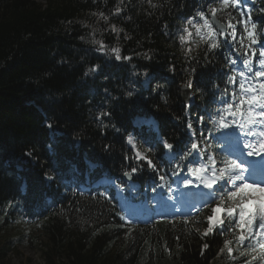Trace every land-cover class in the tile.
<instances>
[{
  "label": "trees",
  "instance_id": "obj_1",
  "mask_svg": "<svg viewBox=\"0 0 264 264\" xmlns=\"http://www.w3.org/2000/svg\"><path fill=\"white\" fill-rule=\"evenodd\" d=\"M247 1L264 29V0ZM42 2L0 0V229L39 228L46 238L43 264H243L238 253L218 255L229 237L217 232L201 239L207 210L188 215L195 224L184 216L127 224L114 190L93 188L102 179L128 187L123 173L143 163L126 143L132 133L151 143L154 161L172 174L175 157L169 161L156 132L137 129L136 119H153L162 140L182 152L187 123L199 131L198 116L207 119L219 106L214 99L225 87L228 52L208 62L197 50L190 59L179 39L184 21L207 0ZM113 47L132 59L117 61L107 51ZM190 78L192 107L186 108L180 87ZM157 181L146 165L131 178L141 187ZM15 243H0V264Z\"/></svg>",
  "mask_w": 264,
  "mask_h": 264
},
{
  "label": "snow or ice",
  "instance_id": "obj_2",
  "mask_svg": "<svg viewBox=\"0 0 264 264\" xmlns=\"http://www.w3.org/2000/svg\"><path fill=\"white\" fill-rule=\"evenodd\" d=\"M119 11L117 8V13ZM233 12H238L239 18ZM184 25L179 39L187 58H193L192 53L199 50L203 52V58L210 62L209 58L216 52H228L225 56V68L228 69L225 87L214 99L219 106L207 119L198 116L197 123L201 125V130L194 128L191 121L187 123L189 140L182 152H177L174 144L166 139L160 142L163 149L175 157L172 175L181 177L183 187L207 190L199 194L202 197L200 207L193 206L198 215L205 210L209 213L204 217L207 227L201 239L219 232L229 238L224 240L218 255L227 253L235 259V252L245 258L243 264H264V170L261 171L262 178L257 180L253 164L247 159L259 157L264 160V42L261 41L264 29L258 30L251 11L244 7V0H207L195 15L184 21ZM238 26L242 27V31L238 30ZM113 31L118 33L120 30L113 26ZM96 43L99 44L98 50H106L102 42ZM201 45L204 47L201 48ZM107 51L117 61L132 59L122 57L119 47ZM145 58L150 59L147 54ZM97 67L89 71L95 72ZM170 71H174V67ZM192 71L195 72V69ZM184 87L192 90L194 80L188 79ZM214 87L220 89L219 85ZM128 95L131 96L132 92H128ZM185 107L191 108L192 105L188 103ZM108 115L110 113H101V116ZM205 124L211 125L206 131L203 130ZM47 127L51 128L52 124ZM211 133H220L215 139L220 141L218 146L221 150H227L225 155L212 151ZM128 143L134 150V158L143 163L131 167L123 175L131 179L146 165L157 173L161 182L157 187H164L168 178L154 161L153 147L140 150L131 136ZM185 172L187 175L181 176ZM47 179L54 177L48 176ZM119 187L124 190V185ZM121 219L125 217L121 216ZM184 222L196 223L190 221L189 216H184ZM195 231L200 230L196 228ZM208 247L207 243L203 245V248Z\"/></svg>",
  "mask_w": 264,
  "mask_h": 264
},
{
  "label": "rangeland",
  "instance_id": "obj_3",
  "mask_svg": "<svg viewBox=\"0 0 264 264\" xmlns=\"http://www.w3.org/2000/svg\"><path fill=\"white\" fill-rule=\"evenodd\" d=\"M36 2L43 7L45 6L42 0H36ZM148 84L149 82L145 81L144 85L148 86ZM134 125L137 129L145 127L146 129L154 131L152 120L136 119ZM198 129L201 130L200 127H198ZM217 134L219 133L209 135L210 142L213 145L212 151L223 156L226 154L227 150H221V148L218 147L219 142L215 141ZM129 136L133 138L137 148L140 150H144L151 146V143L141 140L135 134H130ZM128 137L126 138L127 145L132 148L128 143ZM157 139L159 140V134H157ZM131 151L134 155V150L131 149ZM165 157L168 160L174 158V156L168 154L167 150H165ZM183 175H187V173L181 174V176ZM169 178L174 180L171 184L172 189H168L167 184H165L164 187L144 186V188L141 189L139 185L128 182V187L124 188L122 191L119 185L117 187L114 186L113 183H110L111 185H109V188L114 189L117 198V206L123 211L127 223H129V221H131V223H149L150 220H158L173 215L191 214L195 212L193 206L200 207L202 197L199 194L206 193V189L202 187L196 188L194 186L185 188L182 185L181 177L174 178V176L171 175ZM189 178L191 179V177ZM101 184L104 186L106 183L101 181ZM82 187V189H85L84 185ZM153 188H155V191H153ZM170 196L172 199H169ZM203 198L207 199L206 196ZM131 200L136 203L134 206H132ZM150 212H152L151 219L146 222V220H144L146 217L145 214H149ZM7 238H12L16 243L7 253V257L4 261L5 264H43L42 252L44 250L46 238L39 228H25L24 224L14 223L12 228H9L6 232L0 229V243ZM248 259H250V257H248Z\"/></svg>",
  "mask_w": 264,
  "mask_h": 264
},
{
  "label": "water",
  "instance_id": "obj_4",
  "mask_svg": "<svg viewBox=\"0 0 264 264\" xmlns=\"http://www.w3.org/2000/svg\"><path fill=\"white\" fill-rule=\"evenodd\" d=\"M192 93H193V90H188L184 86H181L180 87V98H181L183 104L186 105V104L190 103ZM125 179L127 181H130L131 180V179H129L126 176H125Z\"/></svg>",
  "mask_w": 264,
  "mask_h": 264
},
{
  "label": "bare ground",
  "instance_id": "obj_5",
  "mask_svg": "<svg viewBox=\"0 0 264 264\" xmlns=\"http://www.w3.org/2000/svg\"><path fill=\"white\" fill-rule=\"evenodd\" d=\"M184 86V85H183ZM193 97H192V95H191V99H192ZM152 123L154 124V125H152L153 126V129L155 130V132H157L158 130H157V125L155 124V122L154 121H152ZM249 161H251L252 162V164H253V162H255L256 160H259V167H261L262 168V170H264V160H261L259 157H249V158H247ZM258 174L257 175H255V178H262L261 177V173L260 172H257ZM260 176V177H259ZM111 183V182H110Z\"/></svg>",
  "mask_w": 264,
  "mask_h": 264
}]
</instances>
